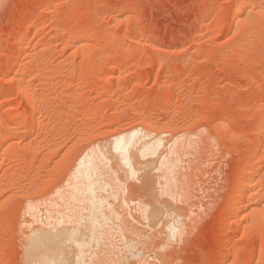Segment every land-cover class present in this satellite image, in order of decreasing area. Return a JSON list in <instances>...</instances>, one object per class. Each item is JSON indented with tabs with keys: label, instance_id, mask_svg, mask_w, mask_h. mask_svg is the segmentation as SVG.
Returning a JSON list of instances; mask_svg holds the SVG:
<instances>
[{
	"label": "rangeland",
	"instance_id": "obj_1",
	"mask_svg": "<svg viewBox=\"0 0 264 264\" xmlns=\"http://www.w3.org/2000/svg\"><path fill=\"white\" fill-rule=\"evenodd\" d=\"M263 121L264 0H0V136H12L0 142V264H36L53 248L42 231L88 216V201L71 198L91 152L119 194L113 208L138 229L125 239L139 258L123 250L113 264H264ZM135 127L146 137L130 177L111 138ZM158 139L157 153L140 156ZM172 141L173 183L161 194L158 152ZM248 162L259 194L234 214ZM114 228L105 256L123 248Z\"/></svg>",
	"mask_w": 264,
	"mask_h": 264
},
{
	"label": "bare ground",
	"instance_id": "obj_2",
	"mask_svg": "<svg viewBox=\"0 0 264 264\" xmlns=\"http://www.w3.org/2000/svg\"><path fill=\"white\" fill-rule=\"evenodd\" d=\"M30 30H31L30 33H32V35H33V33L36 30V28H32ZM82 54H83V52H82ZM31 89H32V86H31ZM22 90H23V92H25V94H28V96L30 98H32L34 96V94H33V92L31 90H26V91L24 89H22ZM32 108H33V116H34L35 112L37 111V109H36L37 107L34 106V103H33V107ZM20 116H21L20 114H19V116H16L17 117L16 120ZM9 118L11 119L10 116H9ZM22 120H23V118H22ZM146 125H147V123H146ZM17 126H16V129H17ZM21 134H23V133H21ZM86 135H88V134H86ZM142 135H141V129H138V128L135 127L133 129L117 132L111 138V144H112L111 147H112L113 151L115 152V154L117 156H119V160L122 162V165H124L126 170H128V173L131 175L130 177H135L137 172H138V170L135 168V165H134V162H133L134 161L133 158L136 157L137 155L135 153L133 154V151H135L134 147L139 145L140 140L146 137V136H142ZM0 137H1L0 142L3 143V145L12 138L11 134L10 133H6V132H5V134H1ZM171 140H170V142H171ZM149 141H147L146 144H143V145L140 144V146L137 147L138 148V153L140 154V156L142 155V156L146 157L147 154L148 155L150 154V151H152L151 153L153 154L154 152H156L154 147L160 148L162 146L161 143H163L161 141V139L160 140L158 139V141H154V142H149ZM175 141H177V143H178L179 142L178 138L176 140H174V142ZM145 142H143V143H145ZM174 142L172 141V145L170 146L172 149L169 148L170 150L168 151L167 154H165L166 152H164L162 154L158 152V154H160V156L157 154L159 156V158H158V165H156L157 167H155V169L157 170L156 172H158V171L161 172V175L159 173V175H160L159 178L160 179H158V177H157L158 180H161V182H159V181H158L159 183L157 182L159 185L162 186V188H160L161 194H163V193L167 194L168 190H166V189H168V187L170 186V184L172 182L173 166H172V161L170 160L171 155H172L171 153H173V155H176V154H178L177 152L179 151L177 149L176 143H174ZM180 144H181V142L178 145H180ZM3 145L0 148V154H2V153L7 151V149L4 148ZM174 149L178 150V151H176V153H175ZM153 150H155V151H153ZM147 152H149V153H147ZM169 155H170V157H169ZM158 156H156V157H158ZM103 158H105V157L103 156ZM140 159H142V158H140ZM248 159H249V157H248ZM100 161H103V160H100L99 156H96V154L91 152V153H88V154H86L84 156L82 155V158H80L79 165L77 166V169H76L75 180H76L77 183L75 182L74 191H77V192L75 194H73V195L77 194V196H79V198L80 197L81 198L83 197V198L79 201V198L75 196V197L71 198V201L72 200H76V202L78 201V202L81 203V201H83L84 199L87 200L88 201V205H89V207L86 210V211L89 212V213L87 212L88 216L80 215L77 220L71 221L72 220L71 219L70 221L73 223V226H71L69 228H67V227L66 228L55 227L51 231H42L41 233L44 234L43 235V237H44L43 240H45V242H46L45 238H48L49 244L51 243L50 245H52V243H53V245H52L53 248L50 250V252H47V253L42 252L39 255H37V253L36 254L33 253L34 255L38 256V257H36L37 258V260H36L37 263L36 264H73L71 262V260H70V258H72L70 256L73 253L69 252L68 247H67L69 244H72L76 248V253L74 252L75 255L73 257L74 259L72 258V260L74 261V264H102V262H105V261H107L108 263L113 264V262H115L118 258H119L118 261H121L120 259H122V258L120 256H121V253L123 254V252H124L123 250L128 251V253H129L126 258L124 257V259H127V261H129L131 259L133 260L134 258H135L134 260H136V258H139L138 256L140 255V252H139V250L135 249V247H136L135 245L136 244L134 245V242H131V240L127 241V239H125L126 232L129 231V232H132V233L133 232L136 233L138 231V229L135 226L134 227L137 230L134 229L132 225L129 226V224H131V223L128 224V222H129L128 220L122 222V218L125 220L126 217H123L122 214L117 211L118 209L115 210L113 208V204L111 203L110 200H111V197H113V196L118 194V193L113 192L115 190L114 189V187H115L114 185H116V184L112 185V187L114 186L113 187L114 190L112 189V193L114 194L113 195L112 193H110L111 192L110 188H111L112 180H111V184H108V183H105V180H103L101 178V177H103V170H102L103 167L101 166L102 162H100ZM114 162H119V161H114ZM107 163H108V161H107ZM248 164H249V162H248ZM253 164L255 165V163H253ZM253 164L252 165L249 164V168L246 166L248 169H245L244 170L245 172L242 173L241 186H240V188L238 187L239 188L238 196H237L235 202L233 204H230V210L232 212H234V214L237 213V211L239 209L243 208L247 203H250V204L253 203L255 198L259 194L258 191L256 190L257 189V184L256 185L255 184L252 185V179L255 176V168H256ZM147 165H149V164H147ZM115 168H116V166H115ZM118 170H119V168H118ZM121 174L123 175L122 171H121ZM155 176H157V175H155ZM150 177H152V176L149 175V178ZM254 180H256V178ZM117 182H119V181H117ZM148 183L152 184L151 178L147 179V184ZM142 184H143V182H142ZM130 185H131V183H130ZM122 187H123V185H122ZM132 187H133V185H132ZM135 187H137V186H135ZM121 190L122 189H120V191ZM122 191L124 192V190H122ZM99 193H101V194H99ZM102 193H105L106 195L104 196ZM84 197H86V198H84ZM113 198L115 200L116 197H113ZM241 206H243V207H241ZM255 211H257V210H255ZM147 214L149 215V213H147ZM259 214H260V212H259ZM143 216H145V215H143ZM72 218L75 219V216L72 217ZM176 218H178V217H176ZM58 220H59V218H58ZM65 220H66L65 218H62V220H60V221L66 223L67 220H69V217H68V219L66 221ZM173 220L174 221H171L168 224H166L167 225L166 228H167V231H168V235H169L171 240H175L181 233L180 219H177V220H179V222L175 221V219H173ZM116 221H117V223H116ZM118 221L122 222V224L121 225L118 224ZM111 222L112 223H116L114 225H116L115 228L118 229V232H121L122 234L125 231L126 232L122 235L123 248H120L117 245H116L117 247L114 246L113 249L111 250V252H109L110 249L108 251L109 253L107 252L109 255H107L105 253L106 251L104 252V254H106V256H108V257H106L105 255H103L101 253L102 252L101 249H103V251H104V248H102L103 246H105V245H103L104 240L106 241V240H108L111 237V233L110 232L114 228V226H113V224ZM83 223H85V224H83ZM111 224H112L113 228L110 226ZM134 230H136V231H134ZM112 237H113V235H112ZM41 238H42V236H41ZM110 248H112V247L110 246ZM105 264H107V263H105Z\"/></svg>",
	"mask_w": 264,
	"mask_h": 264
}]
</instances>
